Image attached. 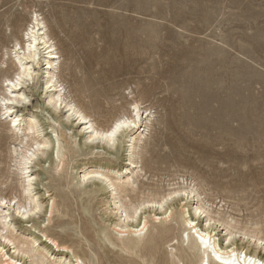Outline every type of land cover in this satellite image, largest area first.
Wrapping results in <instances>:
<instances>
[{
	"label": "rangeland",
	"instance_id": "1",
	"mask_svg": "<svg viewBox=\"0 0 264 264\" xmlns=\"http://www.w3.org/2000/svg\"><path fill=\"white\" fill-rule=\"evenodd\" d=\"M5 11L24 14L23 29L33 13L44 19L61 55L58 77L66 94L96 123L110 125L116 116L130 114L133 102L142 103V111L148 109L151 121L138 143L137 159L143 168L135 185L138 203L152 193L167 194L183 185L184 179L185 184L200 188L202 197L213 206L214 217H234L239 228L264 230V0H0V13ZM10 32L6 28L8 35ZM21 37L22 33L20 40L26 44ZM14 44L10 38L7 47L12 49ZM3 52L0 47V57ZM39 59V65L33 64L37 74L34 87L27 83L15 94L1 77L0 64V99L1 95L14 98L20 94L28 99L16 105L11 117L2 115L0 105V121L9 125L22 111L28 117L36 115L46 135L55 126L66 130L71 145L65 155L69 177L62 166L56 168L55 155L30 168V174L38 176L36 194L48 190L50 196L46 197L55 199L60 210L48 232L71 248L92 254L96 264H145L135 254L110 244L115 238L112 223L117 212L110 192L87 187L79 191L76 186L85 172L114 177L131 168L123 152L129 137L117 143L119 148L111 153L99 142L92 143V148L82 145V138L91 133L77 135V131L87 124H77L78 120L72 122L77 124L74 128L70 124L63 128L59 121L55 124L46 106L48 93L39 84L47 64ZM15 62L19 67V61ZM17 66L10 65L5 75L14 77ZM106 88L107 96H103ZM66 109L63 114L68 113ZM27 125L24 122L22 126ZM13 163L0 193L18 196L14 205L17 200L23 202L19 180L26 185L28 174L20 179ZM68 182L72 186L67 187ZM0 209L5 215L9 206ZM151 211L147 207L139 215ZM16 215L11 216V234L25 241L38 237L30 219ZM170 224L180 227L176 220ZM97 231H102L108 242L101 241ZM175 233L157 257L175 250L179 230ZM219 233L217 238L225 230ZM152 234L157 233L150 227L146 239ZM259 237L264 239V232ZM250 238L243 233L236 235L238 243H248ZM10 247L6 250L14 253Z\"/></svg>",
	"mask_w": 264,
	"mask_h": 264
},
{
	"label": "bare ground",
	"instance_id": "2",
	"mask_svg": "<svg viewBox=\"0 0 264 264\" xmlns=\"http://www.w3.org/2000/svg\"><path fill=\"white\" fill-rule=\"evenodd\" d=\"M24 20V14L10 11L0 13V47L5 51L0 57L1 77L7 83L6 86L11 87V93L22 86H26L27 83H32L34 87L33 81L36 68L33 64L39 65L40 57L43 61H46L47 68L46 71L41 72L39 84L42 91L48 93L46 106L49 108L55 124L59 121L62 123L63 128H68L69 124L71 128L80 123L87 124L83 130L77 131V135L86 131L91 133L88 137L82 138V145L92 148V143L99 142L111 153L119 148L117 143L123 141L124 137H129L125 141L128 143L123 146V152L126 159L131 161V168L116 173L114 177L98 171L96 173L85 172L82 177L78 178L76 185L79 191L87 187L91 188V191L96 189L99 191L107 190L113 196L117 212L114 213L112 223L115 240L113 239L110 244L120 246L122 251L135 254L145 264H264V239L259 237L264 230L260 227L252 231L239 228L236 226L237 220L234 217H231V220L229 219L230 216L226 217L220 214L214 217L212 204L205 197H202L203 193L195 184H188V182L185 184L184 179H182L183 185L173 188L167 194L158 196L156 193H152L144 200L142 198L143 201L138 203L134 195L136 193L135 185L139 177L142 176L141 172L143 171L137 159L138 143L146 135L148 124L151 121V114L148 113V109L142 111V103L139 101L133 102L130 105V114L124 113L121 116H116L110 125L96 123L90 113L83 110L73 100H70L69 95L66 94V87L58 77L61 55L56 44L49 37L50 34L44 19L40 18L39 14L33 13L30 23L23 29L24 24L22 23ZM6 28L11 29L9 35L6 33ZM21 33V38L26 39V44H23L20 40ZM10 38H13L15 42L12 49L7 47ZM15 60L19 61V67ZM28 61H32V63L29 65ZM10 65L17 66V73L14 77L5 75ZM188 69H190L189 65ZM188 71L187 74H189ZM184 72L186 73V71ZM198 78L195 81H198ZM107 91L108 88L105 89L102 95L107 96ZM1 97L0 101L2 103L0 105L4 110L2 115L6 117L12 116L11 113L14 112L16 105H21L28 100L24 94L14 98L4 95H1ZM11 103L15 105L10 106ZM99 105L103 107L102 104L99 103ZM104 106L107 108L108 104ZM65 107L67 108V114H63ZM214 114L217 113L214 112ZM75 120H78V123L73 125L72 122ZM12 122L7 125L5 122L0 121V185L6 183L9 179L10 163L12 162H14L20 179L24 175H28H26V185L19 180L23 202L17 200L13 205V200L15 201L18 196L11 198L0 193V207L2 205L9 206L5 215L2 214L3 210L0 209V264H96L97 262H94L95 258L92 259V254H86L84 251H80L78 247L71 248L65 241L59 240L55 235L48 232V225L52 222L54 214L60 212V210L55 204V199L47 198L50 196L48 190L39 195L36 194L34 186L38 183V176L30 174V168L33 167L34 163L36 167L44 160L52 159L55 155L57 159L55 161L56 168L62 166V171L66 172V177H69L68 172L65 171L67 170L65 155L71 145L68 144L69 139L67 140L66 130L55 126V129L49 135H46L42 124L38 121V117L36 115L25 116L22 111L19 115L14 116ZM24 122L28 123L25 127H23ZM30 141L34 142L36 148ZM7 144H9L8 149H6L8 154H5L4 149ZM156 164L157 162L154 161V166ZM4 165L7 167H4ZM57 169L56 171H58ZM70 185L72 186V182L67 183V187ZM16 186L12 184L11 187L14 189ZM130 193L131 196L134 195L135 199L132 198L134 201L129 197ZM182 195H184L183 198H181ZM127 197L130 199L125 202ZM147 207H150L152 210L150 213L153 214L148 213L141 217L140 212ZM176 207L179 208L178 211H175ZM157 211L158 213H155ZM12 213L13 218H16V214H21L30 219L29 222H32V228L39 231L38 237L33 236L30 240L25 241L13 236L10 231L13 222ZM118 216L123 217V219L114 221ZM174 220L179 222V228L171 226L170 222ZM256 224L259 226L260 223ZM150 227L157 234H152L146 239ZM177 229L179 230V241H177L175 250L166 252L160 258L157 257L159 249L165 246L170 236L176 234ZM223 230H225V234H221L217 238V234H220L219 232ZM237 233H243L244 236L251 237L250 241L245 244L238 243L236 241ZM97 236L101 241L108 242L102 231H97ZM41 243H44V245L42 249H39L38 246ZM10 246H13L14 253H9L6 250L7 247L11 248ZM52 255H57V260L52 259Z\"/></svg>",
	"mask_w": 264,
	"mask_h": 264
}]
</instances>
